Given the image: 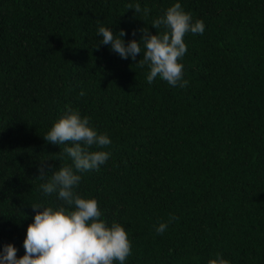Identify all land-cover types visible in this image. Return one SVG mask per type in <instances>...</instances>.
Listing matches in <instances>:
<instances>
[{
	"label": "trees",
	"instance_id": "trees-1",
	"mask_svg": "<svg viewBox=\"0 0 264 264\" xmlns=\"http://www.w3.org/2000/svg\"><path fill=\"white\" fill-rule=\"evenodd\" d=\"M175 3L205 25L184 37L183 88L147 82L142 42L121 59L97 34L139 42ZM68 107L112 142L90 149L110 157L77 173L75 191L125 228V264H264V0H0V251L12 244L17 258L31 206L63 204L40 186L72 165L71 144L43 139Z\"/></svg>",
	"mask_w": 264,
	"mask_h": 264
},
{
	"label": "clouds",
	"instance_id": "clouds-1",
	"mask_svg": "<svg viewBox=\"0 0 264 264\" xmlns=\"http://www.w3.org/2000/svg\"><path fill=\"white\" fill-rule=\"evenodd\" d=\"M127 7L136 14L143 12L145 16L150 12L147 7L141 9L139 3H129ZM151 27L162 31L153 35L144 27L139 29L142 33L140 41L133 39L127 44L123 39L124 30L117 35L101 26L97 34L102 37L101 44L110 46L121 59L135 61L137 55L141 56L142 42L143 58L136 66L144 68L147 65L150 69L147 74L149 84L159 77L172 87H186L184 65L179 62L188 50L184 37L188 33L202 35L204 22H193L191 14L186 13L180 3H175L163 16L154 19ZM79 95L83 97L85 92L81 90ZM43 139L53 145H72L63 148L72 165L61 167L40 186L47 196L58 194L57 198L63 204L58 208L33 204L31 208L36 214L23 241L25 254L17 258L18 249L12 244L4 245L0 251V264H125L132 254V243L125 228L116 222L109 226L101 218L103 213L97 200L82 198L75 191L81 181L77 173L99 170L108 161L109 152L90 149L109 146L110 138L98 134L90 126V117H81L78 110L68 107L66 114L54 123ZM50 169L52 165L48 161H40L38 178L44 180ZM166 228L167 224L161 223L156 232L163 234ZM208 264H229V261L217 254V258L209 260Z\"/></svg>",
	"mask_w": 264,
	"mask_h": 264
}]
</instances>
